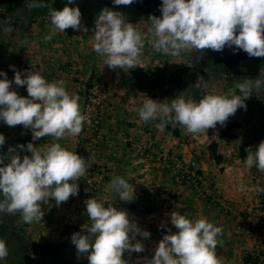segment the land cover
Instances as JSON below:
<instances>
[{"label":"clouds","instance_id":"9594fccd","mask_svg":"<svg viewBox=\"0 0 264 264\" xmlns=\"http://www.w3.org/2000/svg\"><path fill=\"white\" fill-rule=\"evenodd\" d=\"M29 10L48 9L50 32L43 37L49 42L57 32L67 29L87 33L82 25L79 7L65 6L56 10L45 0H25ZM75 0H67L74 4ZM133 0H113L116 6L131 5ZM161 17L149 16V27L141 32L136 25L127 21L119 11L103 8L97 15L93 32V51L107 68L123 69L125 74L141 63L146 40L156 53L180 58L184 53L195 50L201 58L206 50L221 52L228 47L234 52L244 51L248 57L264 58V0H162ZM19 9L17 13H19ZM23 46L27 38L20 42ZM189 68L193 63L189 60ZM14 80L0 72V122L9 126H22L31 131L33 142L44 137L53 141L78 136L88 121L82 114L80 97L71 95L63 80L49 82L39 71L17 70ZM264 69L256 79H243L227 94H207L199 102L177 96L171 103L157 102L147 98L135 109L144 123L159 120L156 127L180 126L193 136L206 134L217 125L224 127L238 109L247 110L245 103L253 90L264 88L261 79ZM23 77V78H22ZM26 87L27 97L12 89ZM237 91L240 94H237ZM22 135L26 134L24 132ZM33 142L9 147L6 156H0V213L14 215L19 212L26 224L41 223L44 212L42 205L54 200L57 207L70 197L79 195V181L95 163L94 154L85 159L69 151L60 143L35 146ZM5 136L0 134V147ZM19 148V152L17 151ZM20 152L30 153L23 155ZM244 160L247 168L255 166L264 173V141L253 151L246 149ZM5 160L9 162L5 164ZM119 201L131 203L135 200L134 186L122 175H116L106 186ZM240 191L244 186H240ZM89 188L85 189L87 193ZM264 193V188H258ZM114 200V199H113ZM90 226L86 231L72 234L70 240L78 257H86L88 264H129L125 253H143V240L150 239V232L141 230L126 210L113 203L106 204L97 197L84 201ZM173 233L168 228L154 249L151 259L144 264H222L216 249L223 245L219 239L223 228L206 219L190 220L176 211L169 214ZM161 227H166L161 224ZM9 250L6 241L0 239V261L7 260ZM35 259V256L32 257Z\"/></svg>","mask_w":264,"mask_h":264},{"label":"crops","instance_id":"0c3cea01","mask_svg":"<svg viewBox=\"0 0 264 264\" xmlns=\"http://www.w3.org/2000/svg\"><path fill=\"white\" fill-rule=\"evenodd\" d=\"M58 2L63 3V7L74 5L79 7L80 11L86 10L89 14L82 15L81 22L89 31L84 33L67 29L64 33L57 32L45 43L43 37L49 34L51 27L48 17L26 19L21 15L12 14L11 18L17 20V24L12 26L13 30L8 31L6 36H2V43L5 42V45L0 50V72L6 73L8 80L12 81L14 72L10 66H14L21 72L39 71L49 82L63 80L69 94L80 97L81 109L90 89L99 88L107 91L109 106L102 119L105 140L95 155V163L80 178L97 179V191H88L85 198L97 194L104 203L110 201L108 195L111 192L106 190V186L117 174L122 175L128 181H133L137 192L143 193L142 202H145L143 205L149 202L157 205L156 208L149 207L150 212L147 213L150 214H144L159 218L151 221L159 231L172 228V232H176L169 219V214L173 211L189 217L190 220L206 219L224 230L223 235L219 237L223 240V245L216 249L222 264H251L253 260L257 264H264V195L259 196L248 179L249 168L245 166L244 160L249 146L238 151L236 145L229 143L231 138L221 137L222 129L220 138L209 141L205 148L197 143L185 146L180 139V136L186 134L184 128L178 126V135L172 136L174 127L172 125L169 128L165 127L167 140L163 145L175 149L179 158L194 160L198 164L215 188V194L219 199L215 208H207L192 188L180 186L173 177H169L165 169L159 168V162L152 161L157 160L155 156H139L132 145L127 148L124 144L125 137L136 136L138 139L151 134L149 125L152 121L148 123L141 121L135 109L147 98L155 99L151 96H140L138 89L143 87L137 85L140 80L134 82L126 79L130 74H125L123 69L117 68L114 71L107 68L93 51L91 29L94 28L95 19L103 7L82 0H75L71 5L67 4V0ZM122 14L128 22L136 25L137 29L143 23L145 27L149 26L148 19L142 21L138 16ZM25 38L28 43L22 46L20 42ZM11 90H15L23 97L28 95L26 87H17L14 83ZM161 102L171 103L168 100ZM245 114L246 111L239 109L234 117L243 119ZM242 126L240 129H243ZM22 132L26 134L22 135ZM231 133L236 134L235 131ZM0 134L5 136L6 155L9 147H15L13 144L15 139L33 142L31 131L19 125L9 127L0 122ZM54 142L60 143L62 147L76 152L85 159L89 157L90 139L83 134V130L73 138L53 141L49 137H44L33 143L40 146ZM211 143L216 144L214 155L211 153L213 149L209 147ZM256 147L252 148L253 151ZM17 151H20L19 148ZM25 154L30 155L20 152L21 158ZM8 162L5 160V164ZM241 185L244 186L243 191L239 190ZM138 202L140 201L137 199ZM161 224H165L166 227L162 228Z\"/></svg>","mask_w":264,"mask_h":264},{"label":"rangeland","instance_id":"374dc122","mask_svg":"<svg viewBox=\"0 0 264 264\" xmlns=\"http://www.w3.org/2000/svg\"><path fill=\"white\" fill-rule=\"evenodd\" d=\"M54 3H59V0H51ZM70 7H76L71 5ZM21 12L38 15L39 11H45L46 8H37L29 10L26 7L25 0L17 6ZM9 15H4L0 18V50L3 49L5 42L2 43V36H6L8 31L13 30V25L17 24V20L12 19L13 12L10 9H6ZM82 15H88L86 10L81 11ZM133 17H139L142 21L146 20L142 15L129 14ZM140 20V21H141ZM139 21V22H140ZM144 24V23H143ZM143 24L138 26V30L146 32L147 28ZM1 53V51H0ZM199 54L195 50L184 53L180 58H174L162 53H156L152 48L148 40H146L145 48L143 50V56L141 57V63L137 69L130 70L128 78L131 81H138V91L142 97H153L159 102L176 98L177 96L183 97L185 100H197L202 99L207 94H227L230 89H234L237 83H241L243 79H256L261 70L264 69V65H253L249 62H242L238 66L237 70L225 71L222 68L204 65L202 66L200 60L206 61L211 64V57L205 52V54L197 59ZM189 60L192 61L193 67L189 68L186 64ZM125 75V74H122ZM261 79H264V74H261ZM196 93L197 97H194ZM237 94H240L237 91ZM259 101V105L255 104V101ZM247 105L246 114L242 118L230 117L226 126L221 127L217 125L216 129H209L206 134L193 136L186 132L180 136L181 143L188 146L189 144L197 143L199 146L206 147V144L213 139L220 138V130L223 128H229L231 131H235V138L229 139V143L236 145V149L241 151L243 147L254 148L264 138V88L259 91L253 90L251 97L245 101ZM239 110V109H238ZM243 111H245L243 109ZM249 112V113H248ZM160 123L159 120L152 121L149 125L151 134L146 137H125L124 144L127 148H130L132 142H141L152 144L156 147L157 151H166L170 159L178 156L175 149L166 148L163 144L167 140V132L165 128L160 130L156 127V124ZM243 129H240V126ZM233 128V129H232ZM178 125L173 128L172 136L178 135ZM179 137V136H178ZM194 137V138H193ZM207 150V149H206ZM255 151V150H254ZM181 159V158H180ZM185 166H188L194 160L181 159ZM158 162L156 159L152 160ZM195 162V161H194ZM196 163V162H195ZM161 165V166H160ZM159 168L166 170L169 177L174 178V172L171 167V160L168 165L160 164ZM194 171L198 174L205 176L209 179L199 168L196 163L193 166ZM128 181V179H126ZM134 186L135 200L131 203H124L119 201L118 196L114 197L112 193L108 195L113 206H117L123 210H126L129 216L138 224L141 230H147L150 232V239L143 240L142 237L137 239L142 240L145 244V251L143 253H132L131 258L125 253L124 258L129 260V264H144L145 259H151L154 254V249L158 245L162 237L168 234V231H159V228L154 226L151 221L153 219H159L156 217L146 216L147 212H150L149 207L156 208L155 203L149 202L144 204L142 202V192H137L133 181H128ZM97 179H90V183L87 179H80L79 181V195L77 197H70L66 203L56 206L54 200H49L46 205H42V211L44 212L43 220L41 223L26 224L22 222L20 213L17 212L11 217L14 220L12 227L4 226L0 220V239L6 241V245L9 250L7 259L12 263L19 261L18 264H88L86 257H78L76 254L75 246L71 243V236L76 232L86 231L90 226V222L87 217L82 215L85 211L84 201L86 200L85 189L97 191ZM180 185V184H179ZM183 186V185H180ZM98 198L97 194L93 195ZM1 200L3 199L0 194ZM114 199V200H113ZM137 199L138 202L137 203ZM150 214V213H147ZM189 218V217H186ZM173 227V226H172ZM172 229V228H171ZM27 253L28 259L22 260L19 253ZM33 255L35 259H33ZM10 262V263H11ZM251 264H257L256 261H252Z\"/></svg>","mask_w":264,"mask_h":264},{"label":"built area","instance_id":"2783aa9c","mask_svg":"<svg viewBox=\"0 0 264 264\" xmlns=\"http://www.w3.org/2000/svg\"><path fill=\"white\" fill-rule=\"evenodd\" d=\"M4 15H9L6 11V8L0 7V18ZM255 101V104L259 105V101ZM109 101L107 91L101 90L99 88H92L88 92L86 101L82 106V114L88 117V121L84 123L83 134L90 139V154H97L99 146L104 142V127H103V115L108 109ZM264 141V138L262 139ZM134 149L138 152V155L145 157L155 156L159 164L168 165V162L171 160V167L174 172V180L176 183L188 186L193 189L196 196L204 202L207 208H215L219 203V199L215 194V188L209 179H206L205 176L198 174L194 171L193 166L195 162H191L188 166H185L182 160L178 157L170 159L166 151H157L156 147L152 144L141 141L139 143L132 142L131 144ZM248 179L251 185L254 186L256 192L258 188H264V173L260 172L255 166L249 169ZM87 182L90 183V178L87 179Z\"/></svg>","mask_w":264,"mask_h":264},{"label":"water","instance_id":"95a60500","mask_svg":"<svg viewBox=\"0 0 264 264\" xmlns=\"http://www.w3.org/2000/svg\"><path fill=\"white\" fill-rule=\"evenodd\" d=\"M22 0H0V7L12 5L18 3ZM95 5H99L103 8L107 7L109 10H135L143 13V15L148 18L149 16L161 17L160 7L162 5V0H133L131 5H121L116 6L113 4V0H92ZM207 54L211 57L212 61L217 65H222L225 69L236 68L240 63L245 61H251L254 63L264 62V58L248 57V55L239 50L234 52L233 49L225 47L221 52H214L211 49L206 50ZM3 155V146L0 147V156Z\"/></svg>","mask_w":264,"mask_h":264},{"label":"trees","instance_id":"16d2710c","mask_svg":"<svg viewBox=\"0 0 264 264\" xmlns=\"http://www.w3.org/2000/svg\"><path fill=\"white\" fill-rule=\"evenodd\" d=\"M22 1H20L18 3H15V4H12V5L4 6V8L10 9L13 12V14H15V15H21V16L25 17L26 19H31L33 17H48V9L45 10V11H39L40 13L38 15H35V16H33V14H29V13H25V12H21V11H19V13H17V10H18L17 9V6L20 5L22 3ZM82 1L85 2V3H92V4H94L92 0H82ZM45 2L46 3H51L52 4V7L55 8L56 10H62L63 9V3H54V1H51V0H45ZM95 6L101 7L99 5H95ZM114 11H119V12L125 13L127 15H129V14L142 15L144 18H146L143 15V13L138 12V11H135V10H129V11L114 10ZM146 19H148V18H146ZM206 53H207V51H206ZM199 62L201 63L202 66L209 65V66H214L215 68L216 67H219V68H222L224 70H229V69H225L222 65L215 64L212 61V59H211V64L208 63V62H206V61H203V60H200ZM245 62H249V63H251L253 65H256V66L264 65V62H259V63H254V62H251V61H245ZM194 97L195 98L197 97L196 93H194ZM169 127H170V125L167 126V128H169ZM221 137H223V138L224 137L235 138V135H233L231 133V129H229V128H223L221 130ZM28 143H29V140H27V139H15L14 142H13L14 146H17V145H21L22 144V145H25V147H26V145ZM209 147L211 149H213V151L211 153H213V155H214L216 144L211 143L209 145ZM2 156H6L4 145H3V155ZM0 166H2V165H0ZM0 200H1V198H0ZM0 220L3 222L4 226L10 227V228L12 227V225L14 223V220L11 217V215L4 214V213H0ZM19 254L21 255L22 260H25V259L27 260L28 259L27 253L22 252V253H19ZM10 262L11 261H9L7 259L5 261H0V264H18L19 261H17V262L14 261L13 263L12 262L10 263Z\"/></svg>","mask_w":264,"mask_h":264},{"label":"flooded vegetation","instance_id":"af4514ba","mask_svg":"<svg viewBox=\"0 0 264 264\" xmlns=\"http://www.w3.org/2000/svg\"><path fill=\"white\" fill-rule=\"evenodd\" d=\"M239 65H240V64H239ZM239 65H238V66H239ZM238 66H237L236 68L229 69V70H225V71H231V70H233V71H234V70H237ZM223 70H224V69H223ZM25 260H26V259H25Z\"/></svg>","mask_w":264,"mask_h":264}]
</instances>
